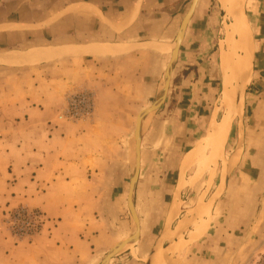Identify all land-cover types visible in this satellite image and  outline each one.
I'll use <instances>...</instances> for the list:
<instances>
[{
	"label": "crops",
	"instance_id": "crops-1",
	"mask_svg": "<svg viewBox=\"0 0 264 264\" xmlns=\"http://www.w3.org/2000/svg\"><path fill=\"white\" fill-rule=\"evenodd\" d=\"M190 3L0 0V212L23 205L40 210L47 219L30 242L14 243L0 223V264H90L92 260L99 264L106 258V264H115L125 260L124 252L130 256V249L118 250L135 234L136 223L120 219L129 217L121 208L122 187L127 176L129 195L136 155L134 145V166L131 149L126 162L120 139L128 137L132 128L135 131L137 116L151 106L154 110L147 111L141 121L149 118L152 123L140 141L139 164L140 170L144 164L150 176L141 180L137 174L134 197L142 185L150 187L145 201L159 203L160 208L147 216L161 218L162 232L169 229L171 237L178 236L174 245L180 249L187 231L192 249H201L199 242L212 221L207 215L199 217L198 212L191 215L198 210L184 204L198 203L195 188L211 189L220 158L213 168L203 169L194 178L205 157L196 160V149L214 133L210 126L228 120L221 100L224 69L220 58L230 53L228 49L239 37L238 28L244 25L249 30L251 17L252 35L260 32V1L198 0L166 82L171 53ZM249 7L258 9L252 12ZM247 10L251 15L245 14ZM259 46L250 59L255 76L260 75L254 70ZM235 53L241 54L237 49ZM77 90L93 95L90 129L88 123L56 119L65 97ZM248 98L247 104H254V120L260 121V100L251 96L248 103ZM228 122L224 145L232 128V120ZM81 124L86 128H80ZM256 150L260 154V147ZM191 151L194 157L187 163ZM243 153L242 146L241 158ZM256 168L260 171L259 165ZM258 174L251 195L244 194L241 201L246 207L254 203L257 209V216L241 212V223L246 220V225L247 218L260 219ZM228 183L226 175L225 187ZM255 244L253 249L264 248V244ZM163 246L170 249L165 250L168 258L169 252L180 251L171 249L168 242ZM159 253L155 256L163 254ZM168 263L181 264L171 259Z\"/></svg>",
	"mask_w": 264,
	"mask_h": 264
},
{
	"label": "rangeland",
	"instance_id": "rangeland-1",
	"mask_svg": "<svg viewBox=\"0 0 264 264\" xmlns=\"http://www.w3.org/2000/svg\"><path fill=\"white\" fill-rule=\"evenodd\" d=\"M260 1V8H259V15H260V32L257 29V33L253 34L251 23H252V17L250 19V23H248V29L246 26L242 25L243 29L245 30L248 45H249V55H248V61L250 63V59H253V50L255 51V46L260 45L259 52L256 53V63L254 70L260 71L259 76H255L252 74V70L250 69L249 72V79L254 77L253 80L247 85H242L241 83L235 84V88L238 89V98L236 97V93L234 94V100L232 102L231 108H226V110L229 112L226 113L228 120H232V128L228 135V140L226 144L224 145L223 151L221 153V156L218 158L219 162L217 165L216 170V176H215V182L211 189L206 190H199L200 188H195L193 191V194L196 196H199L198 203H195L194 201H191L190 204H184L188 207L194 206L198 211L193 212L191 215H194V213L198 212L199 215H209V218L206 219L211 220V227L208 230V234H206L202 239L200 240L199 244L200 247H196L195 250L192 249L190 245V239H188L189 232L187 231L183 238L181 239L182 247L176 246L173 250H178L175 253L169 252L170 257L168 258L166 256V252L164 249L165 247L163 244L168 242V245L170 244V241H176L178 239V236H170L171 233L169 229L165 230V234L162 232L160 219H151L148 217V212L152 209H159L160 205L159 203H151L148 201H145V197L147 198V195L150 193V187H145L142 185L140 187V191L138 192V196L134 197V189L131 191V203L128 202L129 195H127V176L125 177V185L122 187L123 195L124 196V203H121L122 210L125 211L123 219H120L121 221L125 220H131L132 224L134 222L137 224V226L134 229L135 234L125 242V245L118 250L123 251L124 249H130V256L127 254L128 252H124L122 255V258L125 259L124 261L119 260V262H115V264H146V259L150 255V253L155 250V247H157L156 254L161 251L164 253V258L173 260V263L179 262L181 264H264V248H260V251L253 249L255 247V243H260V246L264 244V0ZM249 2V1H248ZM246 9V8H245ZM253 9L256 11L258 8ZM253 9L249 7V10L253 12ZM247 10L245 12L246 15H249L250 12ZM251 15V14H250ZM255 17L258 15L257 13L254 14ZM247 18V17H246ZM252 27H255L252 26ZM235 41V40H234ZM251 54V57H250ZM237 82V81H236ZM240 86L241 89H240ZM74 93V92H73ZM251 96L256 97L260 100V121L254 120V104L251 103ZM250 97V98H248ZM249 99L247 104V100ZM235 102V103H234ZM237 104V106H236ZM239 107V108H236ZM235 108V109H234ZM231 109V110H230ZM238 109V110H237ZM64 110V105L62 106L61 110L57 114L56 119L60 123H77L81 122L82 124L86 125L89 129L90 124L92 121V115L88 117V121L83 120H69V119H63L60 118V115H62ZM154 110V108L152 109ZM233 112V116H232ZM235 112V113H234ZM93 113V111H92ZM237 113V114H236ZM229 115V116H228ZM149 118H147L146 123L143 125H140V131L138 139L139 141L144 139V135L147 134L151 127L150 121H148ZM87 120V119H86ZM80 125V128H86L84 125ZM82 126V127H81ZM134 127V123L132 125ZM260 128V129H258ZM258 130V131H257ZM260 130V131H259ZM134 128H132L131 134L128 137H122L120 139V144L122 149H125V161H128V158L130 157V154L127 155L128 151L131 149V165L134 166L133 163V148H134ZM241 133V135H240ZM239 134V138H238ZM244 134V136H243ZM260 135V141L257 142V137ZM238 139V140H237ZM242 146L244 147V153L243 157L241 158V149ZM257 147H260V154H257ZM235 148H238L240 151L239 153H235ZM180 151L179 153L175 154V160L173 164H176L178 161V158L180 157ZM233 158V162L230 161V158ZM206 158H209L205 156L203 160L201 161V169L197 170L195 173L194 178L197 177V174L199 171L207 168H213L218 159L212 162L211 160H208ZM210 159V158H209ZM209 162H208V161ZM235 161V162H234ZM208 163V164H207ZM213 163V164H212ZM203 164V165H202ZM209 166H207V165ZM256 165L260 166L259 169L256 168ZM132 166V167H133ZM228 167V168H227ZM227 169V172H226ZM126 170V168H125ZM174 171L170 174L169 177L174 175ZM140 177V179H144L145 177H149L150 175H147L146 170H144V164L142 166V169L140 170L138 168L137 174ZM166 173V172H165ZM258 173H260V190L257 194L260 192V219L257 218H247L249 224L244 221V223H241V212L244 216H257V209L254 207V203H250V207H246V203L242 205L243 203L242 198L243 195L248 193L251 195L252 188L254 186V182L259 177ZM134 175V174H132ZM228 176L229 183L225 187V177ZM158 176V174L153 175ZM163 176V175H162ZM212 177V175H210ZM134 177V176H133ZM160 177V175H159ZM173 179V178H171ZM140 180V181H141ZM248 185V187H247ZM156 187H154L155 189ZM139 189V187H138ZM130 190V189H129ZM167 190H171L170 186H167ZM203 191V192H202ZM257 194H255V197H258ZM143 196V200L141 199ZM192 200V199H191ZM178 204H180L179 201H177ZM197 204V205H196ZM128 205V206H127ZM251 205H253V208H251ZM23 205H19L16 207L4 209L0 212V223L6 228L9 237L14 243L21 242V241H28L30 242L32 238L37 235L42 226L45 224L47 219L44 217L43 213L36 209V208H30V209H36L40 211L43 215V223L41 224L40 229L29 239H22V240H16L13 238L7 229V227L2 223L4 220V216L9 212L14 210L15 208L21 207ZM27 207V206H24ZM29 208V207H28ZM186 208V207H185ZM128 210V211H127ZM255 210V211H254ZM211 211V216L209 212ZM202 212V213H201ZM131 224V225H132ZM119 226H122L121 224H118ZM133 227V226H132ZM168 232V234H167ZM177 237V238H175ZM196 237V234H193V238ZM172 238L171 240L168 239ZM182 238V237H180ZM190 245V246H189ZM243 247V248H242ZM168 252V250H167ZM164 259V260H165ZM166 260L163 264H166ZM94 260L90 261V264L98 263L93 262ZM107 258L103 260V262L99 264H106Z\"/></svg>",
	"mask_w": 264,
	"mask_h": 264
},
{
	"label": "bare ground",
	"instance_id": "bare-ground-1",
	"mask_svg": "<svg viewBox=\"0 0 264 264\" xmlns=\"http://www.w3.org/2000/svg\"><path fill=\"white\" fill-rule=\"evenodd\" d=\"M229 6H230V3H229ZM231 6H232V4H231ZM238 31H239V37L235 41H233V43L231 44L233 49H232V47H230L228 49L231 54L226 52V53L222 54V57H221L222 60L220 58V63L223 61V69H224L223 70L224 71V78H223V83H222L223 84V86H222L223 93H222L221 100H222V106L226 107V108H231V106L234 105V104L232 105V102L234 100L233 97H234V92H235V83H236V81L238 83H241L242 85H245V84H247L249 82L250 63L248 61V55H249L248 53L249 52L247 50V48L249 46L246 47L247 46L246 43H248V41L246 42L247 37H246L245 30L238 29ZM231 45L229 44L228 46H231ZM236 49L238 51H240L241 54L235 53ZM241 87L242 86H240V89H241ZM236 106H237V104H236ZM236 108H239V107H236ZM232 116H233V112H232ZM146 120H147V118L143 120V122H142L143 125L145 124ZM211 120L214 121L213 118H211ZM228 121L229 120H227L226 118L223 119L222 122L219 123L215 128H214V125L211 123L213 125V127L210 126V129L213 128V130H210V131H214V133L207 138V142L203 146L197 147L196 151H198V152H196V155H197V157H195L196 160H197V158L201 159L202 157H204V156L207 157V155H208V157L210 159L209 158H206V159L211 160L212 162H214L215 160H217L221 156V153H222V150H223V146H224V143H225V140H226V136H227V133H228V130H229V127H230V122H228ZM191 153H192V151H191ZM187 157H189V158H185V159H188L189 161L185 160V162L188 161L187 163H190L191 162L190 159H192L194 157V154L193 153L191 155L189 154ZM200 162H201V160H200ZM200 165H201V163H200ZM207 166H209V165H207ZM201 172H202V170L198 172L197 177L200 175ZM175 206H176V204H175ZM173 207H174V204H173ZM173 209L175 210V208H173ZM198 216L200 217L199 214H198ZM186 220H187V218H186ZM200 220H198V221H200ZM173 236H175V235H173ZM171 239L172 238H170L168 240H171ZM178 239L175 241L176 244L178 242ZM175 242L174 241L173 242L170 241L171 249L176 247V245H174ZM156 250L157 249L153 250L150 253V255L147 257L146 264H150V263L151 264H163L164 263V261L166 260L164 258L165 254L164 253L161 254V252L160 253L158 252L161 255L155 256L156 255ZM168 251H170V249H168Z\"/></svg>",
	"mask_w": 264,
	"mask_h": 264
},
{
	"label": "built area",
	"instance_id": "built-area-1",
	"mask_svg": "<svg viewBox=\"0 0 264 264\" xmlns=\"http://www.w3.org/2000/svg\"><path fill=\"white\" fill-rule=\"evenodd\" d=\"M93 111V95L87 90H77L64 99V110L60 118L64 120L88 119ZM3 224L16 240L29 239L40 229L43 215L36 209L18 207L9 211Z\"/></svg>",
	"mask_w": 264,
	"mask_h": 264
},
{
	"label": "water",
	"instance_id": "water-1",
	"mask_svg": "<svg viewBox=\"0 0 264 264\" xmlns=\"http://www.w3.org/2000/svg\"><path fill=\"white\" fill-rule=\"evenodd\" d=\"M197 2H198V0H191L190 6H189L181 24H180L178 35H177V38L175 41V48L171 53L170 62L168 64V69L166 70V74H165L166 82L169 80V75H170V70H171L172 64L177 58L179 46L182 42L184 32H185L186 27L190 21V18L194 12V9L196 7ZM237 91H238V89H236V97L238 98V92ZM154 107L155 106L149 107L146 111H144L143 113H141L140 115L137 116V121H136L135 131H134V143H135V155H136V170H135V172L136 173H134V175H133L134 177L132 178V181H131L132 184L130 186V194H129V201H128L129 205L131 203V191L133 190V182L135 181V178L137 176L138 168H139V164H140V141L138 139L139 131H140V124H141L142 118H144L146 112L152 110ZM136 226H137V224H136Z\"/></svg>",
	"mask_w": 264,
	"mask_h": 264
}]
</instances>
